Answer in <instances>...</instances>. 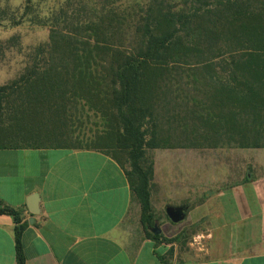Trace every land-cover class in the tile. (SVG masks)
<instances>
[{"label": "trees", "instance_id": "16d2710c", "mask_svg": "<svg viewBox=\"0 0 264 264\" xmlns=\"http://www.w3.org/2000/svg\"><path fill=\"white\" fill-rule=\"evenodd\" d=\"M64 5L38 20L47 40L19 49L17 75L0 84V148L104 152L124 169L146 236L179 241L184 232L167 238L150 230L158 218L149 151L264 147V0ZM7 19L0 6V25ZM0 212L19 223L17 212ZM22 227H15L18 264Z\"/></svg>", "mask_w": 264, "mask_h": 264}, {"label": "crops", "instance_id": "0c3cea01", "mask_svg": "<svg viewBox=\"0 0 264 264\" xmlns=\"http://www.w3.org/2000/svg\"><path fill=\"white\" fill-rule=\"evenodd\" d=\"M162 150L153 162L151 203L155 194L188 206L183 226L168 218L158 226L167 238L192 231L184 258L170 257L173 242L146 236L125 171L109 155L1 147L0 208L20 221L0 212V264H18V224L22 264H264V147ZM32 193L36 214L27 207Z\"/></svg>", "mask_w": 264, "mask_h": 264}, {"label": "rangeland", "instance_id": "374dc122", "mask_svg": "<svg viewBox=\"0 0 264 264\" xmlns=\"http://www.w3.org/2000/svg\"><path fill=\"white\" fill-rule=\"evenodd\" d=\"M65 1L66 0H32V10L31 12L25 14L22 13L25 0H0V6L8 9L10 18L3 21L0 25V48L7 47V49H10L5 50L4 53H0V84L5 83L17 75L21 65V60L23 59V50H27V48L47 40L48 27L38 23V20H45V17H50L55 7L60 4L64 5ZM95 1L99 2V0H71V3H68L67 5L65 4L64 6L68 9L73 7L77 9L79 6L86 5L87 3L94 5ZM90 5L85 6L86 10L83 14H87L88 10L92 8ZM13 21H18L19 23L15 24ZM19 49H22V53H18ZM40 145H47V143L41 142ZM156 149L149 151V155L152 157L153 162L157 155L160 156L159 154H164V152L167 151L162 150V148ZM163 204H166L164 200H160L158 196L154 194L153 209L155 216L158 218L156 221L157 226H160L163 221L166 220ZM187 219L188 217L173 224H176L175 226H183ZM181 232H184V234L180 240L175 242L173 241V245L170 247L171 251L169 255L170 257H174L176 260H181L185 257L186 252H188V248L190 246L188 243L190 241L192 231H186L185 229L173 233H168L166 231V233L170 235L168 238H172Z\"/></svg>", "mask_w": 264, "mask_h": 264}, {"label": "water", "instance_id": "95a60500", "mask_svg": "<svg viewBox=\"0 0 264 264\" xmlns=\"http://www.w3.org/2000/svg\"><path fill=\"white\" fill-rule=\"evenodd\" d=\"M38 199L39 198L37 193H32L27 199V207L29 212L32 214H36L39 212ZM187 208L188 206L186 204H166L163 207L167 218L173 223H177L184 219ZM150 230L154 234L160 233V228L157 226V224H154V226Z\"/></svg>", "mask_w": 264, "mask_h": 264}]
</instances>
